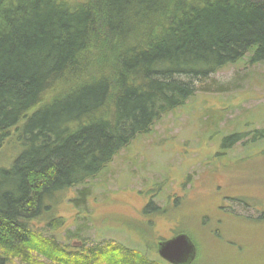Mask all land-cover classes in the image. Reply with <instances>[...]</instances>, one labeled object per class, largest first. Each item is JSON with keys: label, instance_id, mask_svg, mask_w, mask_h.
<instances>
[{"label": "trees", "instance_id": "obj_1", "mask_svg": "<svg viewBox=\"0 0 264 264\" xmlns=\"http://www.w3.org/2000/svg\"><path fill=\"white\" fill-rule=\"evenodd\" d=\"M245 57L264 63V0H0V149L11 138L23 149L0 171V252L25 264H149L119 246L68 251L29 223L181 107L195 83ZM250 136L264 144V128Z\"/></svg>", "mask_w": 264, "mask_h": 264}, {"label": "rangeland", "instance_id": "obj_2", "mask_svg": "<svg viewBox=\"0 0 264 264\" xmlns=\"http://www.w3.org/2000/svg\"><path fill=\"white\" fill-rule=\"evenodd\" d=\"M195 88L96 178L49 199L50 211L29 223L32 232L72 252L119 246L149 264H165L158 242L185 234L196 250L192 264H264V144H249L251 132L264 128V63L245 57ZM234 135L243 140L225 148ZM22 151L13 138L6 142L0 171ZM0 254L6 264H25Z\"/></svg>", "mask_w": 264, "mask_h": 264}, {"label": "water", "instance_id": "obj_3", "mask_svg": "<svg viewBox=\"0 0 264 264\" xmlns=\"http://www.w3.org/2000/svg\"><path fill=\"white\" fill-rule=\"evenodd\" d=\"M157 256L167 264H192L196 250L191 239L185 234L156 244Z\"/></svg>", "mask_w": 264, "mask_h": 264}, {"label": "flooded vegetation", "instance_id": "obj_4", "mask_svg": "<svg viewBox=\"0 0 264 264\" xmlns=\"http://www.w3.org/2000/svg\"><path fill=\"white\" fill-rule=\"evenodd\" d=\"M173 238V237H172ZM169 240V239H168ZM162 261V260H161ZM162 262H164V261H162ZM165 264H167L166 262H164Z\"/></svg>", "mask_w": 264, "mask_h": 264}]
</instances>
